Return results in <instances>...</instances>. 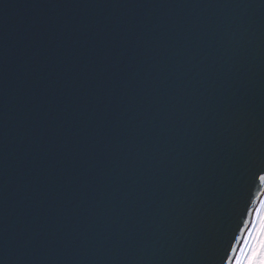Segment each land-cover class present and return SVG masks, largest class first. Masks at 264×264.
Masks as SVG:
<instances>
[{
	"label": "water",
	"instance_id": "water-1",
	"mask_svg": "<svg viewBox=\"0 0 264 264\" xmlns=\"http://www.w3.org/2000/svg\"><path fill=\"white\" fill-rule=\"evenodd\" d=\"M262 171L264 0H0V264H222Z\"/></svg>",
	"mask_w": 264,
	"mask_h": 264
},
{
	"label": "snow or ice",
	"instance_id": "snow-or-ice-1",
	"mask_svg": "<svg viewBox=\"0 0 264 264\" xmlns=\"http://www.w3.org/2000/svg\"><path fill=\"white\" fill-rule=\"evenodd\" d=\"M257 179L264 185V171ZM257 207L248 209L249 219L239 230L222 264H264V198L259 199Z\"/></svg>",
	"mask_w": 264,
	"mask_h": 264
},
{
	"label": "rangeland",
	"instance_id": "rangeland-1",
	"mask_svg": "<svg viewBox=\"0 0 264 264\" xmlns=\"http://www.w3.org/2000/svg\"><path fill=\"white\" fill-rule=\"evenodd\" d=\"M262 198H264V193H263V196H262Z\"/></svg>",
	"mask_w": 264,
	"mask_h": 264
}]
</instances>
